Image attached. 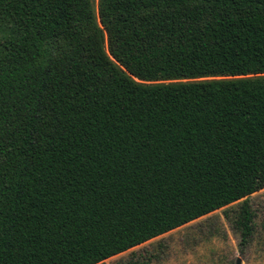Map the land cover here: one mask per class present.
Instances as JSON below:
<instances>
[{"label":"trees","instance_id":"obj_1","mask_svg":"<svg viewBox=\"0 0 264 264\" xmlns=\"http://www.w3.org/2000/svg\"><path fill=\"white\" fill-rule=\"evenodd\" d=\"M262 187L264 0H0V264H106L236 201L242 250Z\"/></svg>","mask_w":264,"mask_h":264},{"label":"rangeland","instance_id":"obj_2","mask_svg":"<svg viewBox=\"0 0 264 264\" xmlns=\"http://www.w3.org/2000/svg\"><path fill=\"white\" fill-rule=\"evenodd\" d=\"M255 235L240 250L229 217L237 201L112 255L106 264H264V187L251 193ZM227 211L225 215L224 211Z\"/></svg>","mask_w":264,"mask_h":264},{"label":"water","instance_id":"obj_3","mask_svg":"<svg viewBox=\"0 0 264 264\" xmlns=\"http://www.w3.org/2000/svg\"><path fill=\"white\" fill-rule=\"evenodd\" d=\"M239 260L238 259H236V264H239V262H238Z\"/></svg>","mask_w":264,"mask_h":264}]
</instances>
